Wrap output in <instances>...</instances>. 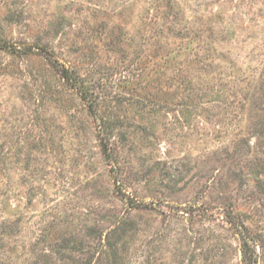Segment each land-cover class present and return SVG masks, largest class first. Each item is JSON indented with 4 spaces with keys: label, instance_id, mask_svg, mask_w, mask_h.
I'll return each instance as SVG.
<instances>
[{
    "label": "rangeland",
    "instance_id": "obj_1",
    "mask_svg": "<svg viewBox=\"0 0 264 264\" xmlns=\"http://www.w3.org/2000/svg\"><path fill=\"white\" fill-rule=\"evenodd\" d=\"M0 42V264H264V0H0Z\"/></svg>",
    "mask_w": 264,
    "mask_h": 264
},
{
    "label": "trees",
    "instance_id": "obj_2",
    "mask_svg": "<svg viewBox=\"0 0 264 264\" xmlns=\"http://www.w3.org/2000/svg\"><path fill=\"white\" fill-rule=\"evenodd\" d=\"M0 47H7L6 43L0 42ZM31 49L33 48V46L30 47ZM108 145L105 143L104 144V150L105 152L107 151ZM243 261L244 264H253L252 263V254H250L249 249H248V241L245 240L244 242V247H243Z\"/></svg>",
    "mask_w": 264,
    "mask_h": 264
}]
</instances>
